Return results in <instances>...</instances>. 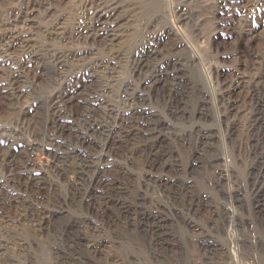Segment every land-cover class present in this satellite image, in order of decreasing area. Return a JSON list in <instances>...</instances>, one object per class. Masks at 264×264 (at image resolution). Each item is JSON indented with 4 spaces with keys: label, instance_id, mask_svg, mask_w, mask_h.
<instances>
[{
    "label": "rangeland",
    "instance_id": "1",
    "mask_svg": "<svg viewBox=\"0 0 264 264\" xmlns=\"http://www.w3.org/2000/svg\"><path fill=\"white\" fill-rule=\"evenodd\" d=\"M12 1L1 18L25 2ZM92 1L121 16L108 72L91 69L107 56L97 41L41 33L59 15L73 31ZM248 1L61 0L34 14L47 52L22 85L39 109L0 122L38 189L13 186L29 213L0 200V264H264V0Z\"/></svg>",
    "mask_w": 264,
    "mask_h": 264
},
{
    "label": "bare ground",
    "instance_id": "2",
    "mask_svg": "<svg viewBox=\"0 0 264 264\" xmlns=\"http://www.w3.org/2000/svg\"><path fill=\"white\" fill-rule=\"evenodd\" d=\"M24 1L21 9L13 11L12 14H9L5 19L0 17V111L7 109L26 119L29 114H36L39 108L37 101L25 98L27 89L25 85H22V80L28 71H34L38 74L39 68L35 66L37 60L36 56L39 55L40 52H43L42 54L47 52L46 49L42 51L39 48L40 45H43L41 40L29 36L33 28H39V26H37L38 23L36 24L34 14L36 12L54 11L57 7L55 4L61 0ZM259 1L260 0H249L248 3L243 6L244 10L248 8L253 9V7L259 4ZM13 3L14 0L9 3V6ZM116 9V6L105 8V6L100 3L92 1L88 16L83 22L77 24L73 31H69L66 25L60 24L62 15L50 17L47 22L40 26L44 41L53 38H58L64 42H69L72 39L97 41L107 49V56L103 59L96 60L95 63L91 65V69L95 67L98 71L108 72L119 56V50L116 48L120 36L118 32L119 29L117 30L119 24L115 23L118 20L117 17L121 16H113ZM85 58L86 54L81 52L80 54L79 52H72L69 56V59L75 60L78 64ZM89 69L90 66L84 67L85 71ZM243 81L244 80L240 79L237 81L236 85H239V83ZM116 129H118V127ZM8 130H11V128L0 122V163L5 164L7 167V173L4 175L0 174V200H7L10 202L13 200L14 202L15 199H17L19 201L18 204L20 203L22 206L25 204L23 206L24 210L29 213L32 209V204L26 202V197H24V199L20 191L13 196V186L23 179L25 182L31 183L30 185L35 189H38V174L26 164H21L18 160L19 158L8 149L10 147L7 148L4 146L5 138L7 137L6 131ZM109 136L110 139L106 157L101 163L102 169L106 171L115 165L110 156V150L115 143L117 146L120 141V135L116 130L111 131ZM101 178L102 176H98L95 179V183H93V192L95 194L94 204L100 200L103 201V181ZM80 220L86 224H91V218L89 216H81Z\"/></svg>",
    "mask_w": 264,
    "mask_h": 264
}]
</instances>
